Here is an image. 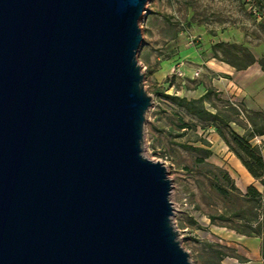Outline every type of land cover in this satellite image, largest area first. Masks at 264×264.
Returning a JSON list of instances; mask_svg holds the SVG:
<instances>
[{
    "label": "water",
    "instance_id": "1",
    "mask_svg": "<svg viewBox=\"0 0 264 264\" xmlns=\"http://www.w3.org/2000/svg\"><path fill=\"white\" fill-rule=\"evenodd\" d=\"M147 0H0V264H190L141 154Z\"/></svg>",
    "mask_w": 264,
    "mask_h": 264
},
{
    "label": "rangeland",
    "instance_id": "2",
    "mask_svg": "<svg viewBox=\"0 0 264 264\" xmlns=\"http://www.w3.org/2000/svg\"><path fill=\"white\" fill-rule=\"evenodd\" d=\"M139 28L141 154L166 169L179 245L190 264H264V183L236 155L238 138L264 162V0H147ZM220 63L255 69L240 85ZM202 97L214 119L192 113Z\"/></svg>",
    "mask_w": 264,
    "mask_h": 264
},
{
    "label": "trees",
    "instance_id": "3",
    "mask_svg": "<svg viewBox=\"0 0 264 264\" xmlns=\"http://www.w3.org/2000/svg\"><path fill=\"white\" fill-rule=\"evenodd\" d=\"M205 97V96H204ZM204 97L197 101L189 102L188 105L192 109V113L199 119H214L215 116L207 112L201 107ZM259 136H263L264 132H260ZM238 146L241 150V154H236L243 167L255 180H258L261 184L264 183V162L261 156L258 154V150L251 148L246 141L237 138ZM253 191V195L258 196L257 192Z\"/></svg>",
    "mask_w": 264,
    "mask_h": 264
},
{
    "label": "crops",
    "instance_id": "4",
    "mask_svg": "<svg viewBox=\"0 0 264 264\" xmlns=\"http://www.w3.org/2000/svg\"><path fill=\"white\" fill-rule=\"evenodd\" d=\"M147 48L146 47H139V50H138V54H143L144 55V63L146 62L145 61V57H146V50ZM253 68V69H252ZM248 69L246 72H237L234 68L230 67L229 65L227 64H224V63H220V65H216L214 66L213 68V71L215 72H218V73H221L222 75L224 76H227L228 78H232L234 80V82L238 83L241 85V83L243 82V80H247L248 79V76L252 75L251 73H253L254 71V66ZM150 71V70H149ZM160 71V70H159ZM249 74V75H248ZM156 77V72L152 71L151 74H150V78H154ZM245 77V78H244ZM249 81H251V77H249ZM262 138L261 139H264V136H261ZM263 159H264V154H263ZM262 187V186H261Z\"/></svg>",
    "mask_w": 264,
    "mask_h": 264
},
{
    "label": "built area",
    "instance_id": "5",
    "mask_svg": "<svg viewBox=\"0 0 264 264\" xmlns=\"http://www.w3.org/2000/svg\"><path fill=\"white\" fill-rule=\"evenodd\" d=\"M144 15H145V11L143 12L140 20H143ZM142 69H144V68L142 67ZM172 209H173V216H175V213L178 211V209L174 204H172ZM176 232H177V235L180 236V231L177 230Z\"/></svg>",
    "mask_w": 264,
    "mask_h": 264
}]
</instances>
